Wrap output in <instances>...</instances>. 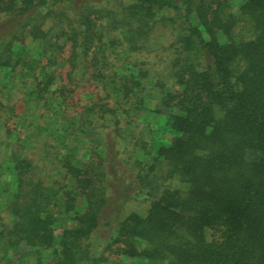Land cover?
Wrapping results in <instances>:
<instances>
[{
	"label": "trees",
	"instance_id": "16d2710c",
	"mask_svg": "<svg viewBox=\"0 0 264 264\" xmlns=\"http://www.w3.org/2000/svg\"><path fill=\"white\" fill-rule=\"evenodd\" d=\"M1 170L4 264H264V0H0Z\"/></svg>",
	"mask_w": 264,
	"mask_h": 264
},
{
	"label": "rangeland",
	"instance_id": "374dc122",
	"mask_svg": "<svg viewBox=\"0 0 264 264\" xmlns=\"http://www.w3.org/2000/svg\"><path fill=\"white\" fill-rule=\"evenodd\" d=\"M230 1L236 4V0H230ZM154 91L156 93H161L162 92V90H158V89H154ZM24 110H25V107L22 104L19 103V105H18V112H19V114L20 115L23 114ZM0 173L3 174V175H5V176L8 175L7 170H1ZM136 207L138 208V205L136 203H132V204H129L128 205V209L127 210H131V209H134ZM23 251H24L23 248H19L17 250L11 251L10 252V255H9L10 259H14L16 256H18L19 254H21ZM116 260L119 261L120 264H136V262L134 260L132 261V260L126 259V258H122V259L117 258ZM0 264H4V262H1L0 261Z\"/></svg>",
	"mask_w": 264,
	"mask_h": 264
}]
</instances>
